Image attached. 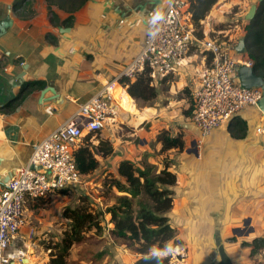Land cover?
I'll return each mask as SVG.
<instances>
[{
	"label": "crops",
	"instance_id": "obj_1",
	"mask_svg": "<svg viewBox=\"0 0 264 264\" xmlns=\"http://www.w3.org/2000/svg\"><path fill=\"white\" fill-rule=\"evenodd\" d=\"M0 1L6 6L0 12V21L8 17L13 20L0 37V85L4 87L0 96V174L8 177L26 165L34 146L67 122L82 103L110 81H118L144 44L151 13L158 7L163 10L167 0H88L74 13L69 26L50 23L46 0H30L32 13L12 7L14 0ZM257 2L218 0L202 20L205 35L216 34L214 37L219 39L218 34H228L226 27H216L233 14L242 17L244 25L235 28L230 40L237 35L238 40L242 39L248 23L245 15ZM55 11L61 21L68 16L63 10ZM209 57L208 52L203 56L189 52L173 72L157 79L166 90L157 89L156 99L144 103L140 110L128 92L117 85L115 103L119 107L100 133L113 144L114 151L104 158L98 155L100 166L83 181L99 175L104 179L108 172L116 174L123 159L137 164L146 160L158 169L168 165L176 174L174 205L168 216L192 263L220 261L213 243L219 237L232 264H264V248L252 252L253 240L264 238V152L258 134L263 113L256 106H247L202 136L187 111L188 95H193L211 61ZM23 65L27 69L23 83L18 85L16 77ZM31 81H44L45 86L30 92L7 112L9 103ZM238 120L245 123L242 137L231 132V125ZM163 128L173 135L182 133L183 150H161L156 135ZM53 195L26 200L25 209L26 204L34 208L27 207L26 230L22 229L16 240L29 238L27 230H35L38 238L33 244L34 253L22 258L28 264H37L41 251L47 252L43 242L59 239L66 227L64 206ZM245 219H250L252 232L234 234V229L243 228ZM106 220L111 228L108 214ZM32 222L35 225L28 226ZM243 241L249 244L243 245ZM15 242L12 249L19 241Z\"/></svg>",
	"mask_w": 264,
	"mask_h": 264
},
{
	"label": "built area",
	"instance_id": "obj_2",
	"mask_svg": "<svg viewBox=\"0 0 264 264\" xmlns=\"http://www.w3.org/2000/svg\"><path fill=\"white\" fill-rule=\"evenodd\" d=\"M188 7L189 0H167L163 9L166 19L160 31L153 38L148 28L140 52L120 76L133 79L147 68L152 78L164 77L182 63L193 43L211 53L210 65L193 90L192 120L205 136L245 107H257L263 92L260 87L242 86L237 77L239 66H253L250 58L236 56L235 47L229 48L225 42L210 36L196 37ZM117 85L126 90L117 80L104 85L96 95L82 103L67 122L37 143L29 162L16 169L0 189V264L22 263L23 251L12 249V246L27 224V198H43L58 189L83 183L84 176L77 168L74 150L85 134L101 131L116 113L119 107L115 103ZM258 134L262 137L264 152V113ZM34 234L35 230L31 229L29 237ZM173 244L179 251L167 258V264H193L188 249L180 243Z\"/></svg>",
	"mask_w": 264,
	"mask_h": 264
},
{
	"label": "trees",
	"instance_id": "obj_3",
	"mask_svg": "<svg viewBox=\"0 0 264 264\" xmlns=\"http://www.w3.org/2000/svg\"><path fill=\"white\" fill-rule=\"evenodd\" d=\"M88 0H46L48 18L52 24L71 25L74 13L80 10ZM218 0H189L188 11L190 20L194 26V34L198 38L205 36L202 20L205 19L212 6ZM30 0H14L12 7L23 8L32 13L29 6ZM56 9L68 13L62 21L56 14ZM220 26V25H219ZM210 37L216 39L213 35ZM246 49L242 56L253 61L256 74L264 78V0L258 3L256 16L245 25ZM218 41H221L217 38ZM209 53V52H208ZM209 60L212 54L209 53ZM120 84L126 87L130 97L149 101L157 96V88L152 83L150 69L145 68L131 79L125 76L118 78ZM28 87L9 103L7 112L13 111L25 97L35 89L45 86L44 81L26 82ZM243 120H238L231 125L233 136H243ZM86 135V134H85ZM83 136L74 150L76 165L80 173L85 176L94 172L100 166L98 155L103 158L114 151L113 144L100 137L98 132H89ZM158 142L162 144L161 150L171 148L183 150L185 142L182 133L173 135L168 129H160L156 135ZM96 140V143H93ZM176 183V174L169 170L168 165L158 169L154 164L144 160L141 164L123 159L119 162L116 174L108 172L103 185L108 190L115 188L119 193L115 195V201L106 206L105 211L86 202L74 207L66 206L62 210L64 218L68 219V225L62 231V236L56 241L50 239L43 242L44 248L49 251L48 264H69L68 258L71 249L85 243L89 238V232L95 228L102 229V216L107 213L113 226L109 228V235L113 241L123 244L139 256L135 264H156V261L145 260L144 256L153 245L163 247L168 241L180 243L177 238V230L170 223L168 212L174 205L173 185ZM68 188L58 189L55 193L64 194ZM254 249L264 248V238L253 240ZM244 244H249L248 242ZM167 264V259L164 260Z\"/></svg>",
	"mask_w": 264,
	"mask_h": 264
},
{
	"label": "rangeland",
	"instance_id": "obj_4",
	"mask_svg": "<svg viewBox=\"0 0 264 264\" xmlns=\"http://www.w3.org/2000/svg\"><path fill=\"white\" fill-rule=\"evenodd\" d=\"M258 4V2H257ZM32 5V2H29V8ZM6 6L4 3L0 1V12L5 10ZM237 10V9H235ZM22 11H25L24 9ZM246 19V18H245ZM243 18L234 16L233 14L230 17H226V20L216 28H222L226 27L229 29L228 34H218L219 40L224 41L225 45L229 48H232V43L239 41L240 38L239 35L235 36L234 40H230V34L235 30L237 26H243ZM245 21V20H244ZM246 21H249L246 19ZM245 33L243 34V36ZM216 36V34H214ZM231 44V45H230ZM235 45V46H236ZM234 49V47H233ZM196 52L198 55L203 56L207 54V51L203 50V48L195 43L191 44L190 51L189 52ZM234 53H237L234 49ZM199 62V61H198ZM210 62L207 64V66L210 65ZM157 78H152V83L156 86V88L161 92L162 90H166V85H159L158 82H156ZM158 84V85H157ZM123 86V85H122ZM125 87V86H124ZM126 88V87H125ZM164 88V89H161ZM127 91V89H126ZM189 101H190V108L189 114L193 115L194 112V100L193 95H188ZM132 97V96H131ZM133 98V97H132ZM137 108L140 110L141 106L148 102L141 99H135ZM156 98L150 100L149 102H153ZM131 113V112H130ZM109 121V120H108ZM102 131H99L98 134L100 135ZM87 135V134H86ZM85 135V136H86ZM95 143L96 140H93ZM264 162V160H263ZM104 179L101 177V175L97 177H91V179H87L83 181V183L68 187L66 192L64 194H55L53 193L57 199L58 204L61 207L71 206L74 207L78 204L82 203V199L85 198L86 202L92 203L95 207L97 205V208L102 209L105 211L106 206L112 204L115 201V195L119 193L115 188L112 190H108V187L103 185ZM53 195V196H54ZM46 202V201H45ZM28 208H34L33 206H28L26 204L25 209V217L26 221L29 216L28 215ZM58 207V208H61ZM63 207V208H64ZM62 209V208H61ZM63 210V209H62ZM106 214L104 213L102 216V229L98 232L93 228L88 234L89 238L79 246H74L71 249L70 256L68 258L69 264H135L136 257L139 256L138 254L134 253L132 250H130L128 247H126L123 244H119L110 237L109 235V222L106 220ZM64 221L68 220L64 218ZM34 222H32L29 225H33ZM35 225V224H34ZM25 228V227H24ZM23 228V229H24ZM26 230V228H25ZM30 229L27 230L29 232ZM35 235V234H34ZM32 236L29 238H24L22 240H16L15 243H18L15 245L14 249H19L23 251V257H28L34 253L33 244L37 240L38 236ZM244 236V235H243ZM233 239L238 240L241 238L233 237ZM25 243H24V241ZM57 238H54V241H56ZM47 241V240H46ZM245 242V241H243ZM214 246H216L215 241L213 242ZM246 243V242H245ZM245 245V244H243ZM41 260L37 264H48L49 262V251H41ZM21 264H28V262L22 261Z\"/></svg>",
	"mask_w": 264,
	"mask_h": 264
},
{
	"label": "water",
	"instance_id": "obj_5",
	"mask_svg": "<svg viewBox=\"0 0 264 264\" xmlns=\"http://www.w3.org/2000/svg\"><path fill=\"white\" fill-rule=\"evenodd\" d=\"M263 0H258V3ZM257 8L258 4L253 3L250 6V9L248 10L247 14L245 15V18L247 20H252L256 14H257ZM13 24V20L11 18L4 19L0 21V37L6 33L7 29L11 27ZM62 29V27H60ZM246 44L245 39L242 38L239 40L238 44L235 46V51L238 54L245 53ZM27 69V65H23V71H21L17 77L16 81L18 85H21L24 81V74L25 70ZM237 77L241 83L242 86L250 88V87H260L262 89V97L257 102L258 109L264 113V78L258 74H256L253 66H246L241 65L238 67L237 70ZM4 87L0 85V96L2 95ZM24 89V87H22ZM45 90V89H44ZM14 172H10V175L8 177H3V175L0 174V186H4L8 180L13 176ZM250 232H252V227H250V219H245L243 228H237L234 229L233 233L238 236L248 235ZM216 246L218 247L219 253H220V261H218L215 264H232L227 253L224 250V247L221 243V239L218 237L215 239ZM26 262V260H25Z\"/></svg>",
	"mask_w": 264,
	"mask_h": 264
},
{
	"label": "clouds",
	"instance_id": "obj_6",
	"mask_svg": "<svg viewBox=\"0 0 264 264\" xmlns=\"http://www.w3.org/2000/svg\"><path fill=\"white\" fill-rule=\"evenodd\" d=\"M171 2V0H170ZM165 14L161 8H156L151 13L149 35L155 37L160 31V26L165 22ZM179 251L178 247L174 246L171 241L164 244L163 247L153 245L149 248V251L145 254V260H155L156 264H164V260L169 256L175 255Z\"/></svg>",
	"mask_w": 264,
	"mask_h": 264
}]
</instances>
